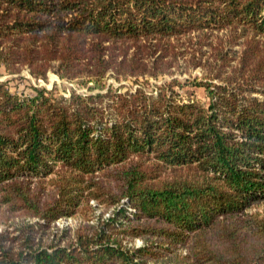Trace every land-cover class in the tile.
Segmentation results:
<instances>
[{"label":"trees","instance_id":"16d2710c","mask_svg":"<svg viewBox=\"0 0 264 264\" xmlns=\"http://www.w3.org/2000/svg\"><path fill=\"white\" fill-rule=\"evenodd\" d=\"M1 67L100 90L0 81V264H264V0H0Z\"/></svg>","mask_w":264,"mask_h":264},{"label":"rangeland","instance_id":"374dc122","mask_svg":"<svg viewBox=\"0 0 264 264\" xmlns=\"http://www.w3.org/2000/svg\"><path fill=\"white\" fill-rule=\"evenodd\" d=\"M188 69V67H187ZM178 76L181 79L184 78H200L205 79L207 78V71L203 68H194L190 69L184 73H178ZM162 79V78H161ZM9 81V86L12 91H24L26 93H34L31 85L36 87H45L47 89H54L57 94H64L69 95L71 92L75 91L80 94H87L99 91L100 87L95 86L93 83L85 84L86 78H80L75 80H69L66 78H61L57 73L54 71H49L46 78H36L34 77L28 68L22 70L19 74H7L4 67L0 68V81ZM161 81V80H160ZM160 81H156L155 79H151L149 82L148 87L149 91H152L155 87L156 82L160 83ZM105 84H112L115 88H134L135 83L132 82L131 79H123L121 82L115 80L114 78H108ZM194 90V98L199 100L204 104H208L209 99L206 96V90L203 87H193L191 88ZM94 205H97L96 202L93 201ZM98 213H103L104 217H108L111 214V210L106 208L104 205H100L97 207ZM250 212H258L264 216V203L258 206H254L249 209ZM24 216L15 212L9 211L6 207L1 209L0 213V232L4 230H11L13 229V224H20L24 222ZM83 220L79 217H66L62 218L56 222V227L63 228L64 226H69L70 228L77 227ZM135 243L136 245L140 246L143 243L142 238L135 239L132 244ZM184 253V252H182Z\"/></svg>","mask_w":264,"mask_h":264}]
</instances>
